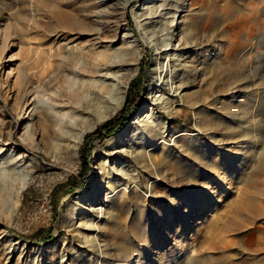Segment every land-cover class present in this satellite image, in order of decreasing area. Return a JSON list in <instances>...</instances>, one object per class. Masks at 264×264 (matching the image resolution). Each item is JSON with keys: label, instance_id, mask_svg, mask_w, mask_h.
<instances>
[{"label": "rangeland", "instance_id": "obj_1", "mask_svg": "<svg viewBox=\"0 0 264 264\" xmlns=\"http://www.w3.org/2000/svg\"><path fill=\"white\" fill-rule=\"evenodd\" d=\"M144 1L129 0L120 10L124 18L111 23L95 13L111 10L106 0H0V165L17 161L15 175L30 170L34 177L22 190L19 222L0 224V264H72L75 248L87 252L93 264L105 258H111L108 264H151L156 255L155 264H264V0H186L184 8L178 3L177 11L186 15L181 31L190 29L191 41L186 68L173 67L179 90L158 81L166 62L175 58L171 45L145 46L125 79L121 106L85 131L76 152L49 147L55 117L47 131L35 126V104L48 105L47 93L29 92L19 108L21 78L43 71L42 51L67 43L61 30L74 23L77 37L69 44L106 49L112 38L128 30L138 33L132 9ZM57 12L67 13L66 21ZM76 18L88 22L92 33L79 34ZM96 28L109 39L96 38ZM161 93L174 108L154 99ZM123 108L126 119L113 134L105 135V129L92 134ZM150 115L165 123L168 145L161 147L153 136L140 161H129L121 148L108 144L124 128L129 138ZM113 162L119 169L108 178L110 194L97 197L109 218L101 231V254L75 239L77 223L68 222V210L93 182L107 181ZM3 190L1 209L8 210L13 195ZM37 229L40 235L33 237ZM91 231L95 235L97 229ZM47 232L51 237L41 236Z\"/></svg>", "mask_w": 264, "mask_h": 264}, {"label": "bare ground", "instance_id": "obj_2", "mask_svg": "<svg viewBox=\"0 0 264 264\" xmlns=\"http://www.w3.org/2000/svg\"><path fill=\"white\" fill-rule=\"evenodd\" d=\"M106 2L110 4L109 9L113 10L114 13L111 12V10H100L97 12L95 11L96 15L110 17L107 21L111 23L117 22L119 18H124L120 10H125L129 0H106ZM144 3V5L142 4L140 7H134L132 9L133 20L138 29V33L135 31L136 33L132 32L131 34L128 30V32L123 33L120 39L118 37V39L112 38L109 40L106 49L99 50L92 44H69L77 37V35H75L77 32L71 31L76 26L73 25L74 23H72V25L69 24V29L71 30H61L60 32L67 43L55 50L46 49L42 51L41 58L42 61L45 62L43 71L40 72V74L28 71V73L21 78L22 92L20 99H18V103H20L19 108L21 110H23V104H25L24 101L29 92L36 91L40 94L47 93L49 95L50 100L48 105L42 104L39 101L35 104V118L36 121H39L35 123V126L40 125L39 128H41L42 131H47L49 128L47 126L48 123L54 117L56 118L55 130L50 132L51 129L48 131V134L46 133L48 135L47 141L49 147L53 152L56 153L59 151L65 153L68 150L76 152L85 131L94 127L101 120L109 117L121 106L124 99L125 79L131 74L133 68L136 67L137 59L145 46L163 48L171 45L172 55L175 58H173L172 61L169 60L166 62L158 81L161 80L168 84L169 90L172 92L179 90L181 85H175L176 78L173 67L180 66L186 68V52L189 51L191 41L189 40V35H187V33L189 34L190 32V29H188L190 26L186 25L188 30L186 31L187 33L184 30L185 34H183L181 31L182 28H180L182 25L181 20L185 18L186 15L181 16L177 8L178 3L182 4L184 8L186 0H180L177 1V3L174 0L172 2L169 0H145ZM172 8L174 9L172 10ZM116 14L119 16H116ZM56 15L63 17L66 21V16L68 14L57 12ZM100 21L99 19V22ZM76 22L80 23L78 26L79 34L91 32L92 29H90V25H88L89 27L86 25L88 22L85 24L84 20L77 21V18ZM100 30L96 28L95 32L93 31L96 34L94 36L99 38V40L102 37L106 38L107 35L103 34L101 32L102 30ZM173 30H175L174 33L172 32ZM43 41L45 43L49 42L50 38L44 36ZM174 41H177L176 45H172ZM175 62L177 65H175ZM190 78H192L190 80L192 85L197 83L196 73H193ZM92 80L94 82H92ZM153 92L155 93L156 91L153 90ZM154 99L160 101L165 109L170 110V108H174L172 101L169 100L168 97L164 98L162 93L159 95L156 94ZM63 107L67 108L66 113H61ZM151 115L146 117L141 128L133 129L129 138H125V136L129 134L127 133L128 130L124 128L117 131L108 140V144L115 145L116 148H121L126 155V160L129 161H131L129 157L140 161L141 157L145 155V150L143 149L145 144L150 140L152 141L153 136L160 140L158 144L163 147L168 143V139H166L165 123L160 118H154ZM22 118L21 116V119ZM148 118H151L153 122H147ZM3 124L4 122L1 125V129ZM170 131L172 132L173 129ZM24 140L27 141L26 138ZM51 149L50 151H52ZM229 160L230 164L233 158L230 157ZM0 163H2V161ZM104 163L107 164L106 162ZM20 165L21 164H17V161L9 162L8 160L0 165V169L2 170L0 172V190L6 188V190L13 195L12 203L9 199L8 204L10 208L8 210L5 206V210H2L0 205V224H5L6 226L14 225L19 222V215L16 211L20 203L22 190L27 183L31 182L34 178L30 170H27L22 176L21 173H16L15 175L14 171L17 172L15 168L17 169ZM118 169L119 168H117L113 162L108 170L110 176L108 175L106 178L107 181L100 184L93 182L92 187L87 190L88 194L86 197L85 194L87 192L81 197L75 198L74 201L71 200L73 202H71L68 210V222L74 220L75 223H77V226L73 229L75 239L78 241L83 240L88 246L94 248V250L101 254L103 252L102 239L100 238L102 237L101 231L104 228V223L107 222L109 218L106 214V206L102 203L98 204L97 197L104 191H106V195L110 194L108 193L111 189L109 179L113 176V172ZM122 173L126 174L125 172ZM127 178L125 183H130L129 179H131V176L127 174ZM262 184L263 183H259L258 187L261 188L263 186ZM4 196L3 198H5ZM261 202L263 203L264 200H261ZM1 204L3 205V203ZM43 211L45 213L49 212L48 209H44ZM252 224V221H250V226ZM92 228L97 229L95 235L92 234ZM251 228L252 227H250V229ZM1 233H3V231H1ZM3 236L6 240V235L3 234ZM95 242L97 243L95 244ZM9 243V247L11 248V239ZM13 249H15V246ZM85 253L87 252H82L79 248L72 249L70 262L72 264H84L83 261L87 260L86 264H93L92 260L86 259ZM78 255L80 256L74 257ZM158 258H160V256L156 255L151 264H155ZM109 259H102V263L105 262L103 264H108L106 261H110Z\"/></svg>", "mask_w": 264, "mask_h": 264}, {"label": "trees", "instance_id": "obj_3", "mask_svg": "<svg viewBox=\"0 0 264 264\" xmlns=\"http://www.w3.org/2000/svg\"><path fill=\"white\" fill-rule=\"evenodd\" d=\"M125 119H126V108H123L122 110L118 111L113 116H111L110 118H108L105 121H103L96 129H94L92 134H96V132H98L99 130L105 129V132H106L105 135H108V134L112 133L113 131H115L116 128H119L124 123ZM86 153L84 154V157H86ZM40 230L41 229H37L32 234V236L33 237H38L40 235V233H39ZM41 236H44V237L49 236V237H51L49 232H47L45 235H41ZM49 237L46 238V240L50 239Z\"/></svg>", "mask_w": 264, "mask_h": 264}]
</instances>
